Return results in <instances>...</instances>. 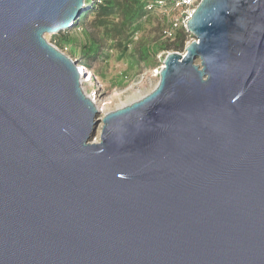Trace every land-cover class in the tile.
<instances>
[{
  "label": "water",
  "instance_id": "95a60500",
  "mask_svg": "<svg viewBox=\"0 0 264 264\" xmlns=\"http://www.w3.org/2000/svg\"><path fill=\"white\" fill-rule=\"evenodd\" d=\"M93 2L0 0V264H264V0H201L105 114L45 37Z\"/></svg>",
  "mask_w": 264,
  "mask_h": 264
},
{
  "label": "rangeland",
  "instance_id": "374dc122",
  "mask_svg": "<svg viewBox=\"0 0 264 264\" xmlns=\"http://www.w3.org/2000/svg\"><path fill=\"white\" fill-rule=\"evenodd\" d=\"M154 14L155 16L152 19L159 20L161 27L164 29L166 21L158 12ZM156 29L157 25L146 24L145 28L135 34L130 44H124L121 48H112L114 43L112 45L107 43L104 48L105 54L95 61H89L91 68L83 67L88 74L82 80L84 91L88 97L97 101L103 114L123 108L150 94L159 82L160 74L156 73L161 71L167 54L171 52L185 53V49L183 51H161L154 60L136 61L138 54L133 56L135 54L134 50L140 43L148 42L151 38L157 36L159 32ZM65 36H68L73 43L60 47L56 41L63 39ZM45 37L51 45L70 59L83 62L82 53L89 39L85 31L74 27L58 34H47ZM106 37L108 36L106 35ZM192 40L193 37L189 35L187 45ZM126 45L125 52L124 47ZM79 66L83 65L80 63ZM99 139L100 129L97 133L96 142H99Z\"/></svg>",
  "mask_w": 264,
  "mask_h": 264
},
{
  "label": "trees",
  "instance_id": "16d2710c",
  "mask_svg": "<svg viewBox=\"0 0 264 264\" xmlns=\"http://www.w3.org/2000/svg\"><path fill=\"white\" fill-rule=\"evenodd\" d=\"M152 2L153 0H102L101 3H94L88 8L75 26L76 29L85 31L89 38L84 46L82 53L84 60L80 62L81 65L91 68L89 61L101 58L105 54L104 48L107 43L111 45L114 43L112 48L130 44L135 34L145 28L146 24L157 25L156 31L159 34L137 46L133 54V56L138 54L136 61L154 60L161 51H183L189 33L183 26L177 31L174 41L165 39L159 20L152 19L157 12L148 9ZM56 43L60 47H65L66 44L73 42L65 36ZM126 49L127 45L124 47L125 52Z\"/></svg>",
  "mask_w": 264,
  "mask_h": 264
},
{
  "label": "built area",
  "instance_id": "2783aa9c",
  "mask_svg": "<svg viewBox=\"0 0 264 264\" xmlns=\"http://www.w3.org/2000/svg\"><path fill=\"white\" fill-rule=\"evenodd\" d=\"M101 2L102 0H94L93 4ZM200 2L201 0H153L148 9L158 12L166 21L163 29L164 38L174 41L177 31L187 25ZM83 67L85 66L78 65L79 72L82 76H87V70ZM156 74L159 75L160 72L157 71ZM90 75L92 76V74Z\"/></svg>",
  "mask_w": 264,
  "mask_h": 264
},
{
  "label": "bare ground",
  "instance_id": "6f19581e",
  "mask_svg": "<svg viewBox=\"0 0 264 264\" xmlns=\"http://www.w3.org/2000/svg\"><path fill=\"white\" fill-rule=\"evenodd\" d=\"M81 84H82V87H83V84H84V82L82 81L81 82ZM83 91H84V88H83ZM85 92V91H84ZM86 94V93H85ZM94 102H95V104L99 107V109L101 108V106L97 103V101H95V100H93ZM95 143H97L96 142V140H95Z\"/></svg>",
  "mask_w": 264,
  "mask_h": 264
}]
</instances>
